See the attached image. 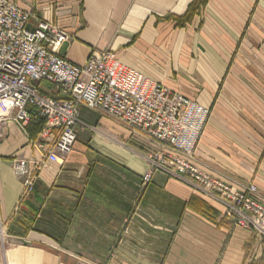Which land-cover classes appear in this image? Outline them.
I'll return each mask as SVG.
<instances>
[{"label": "crops", "instance_id": "obj_1", "mask_svg": "<svg viewBox=\"0 0 264 264\" xmlns=\"http://www.w3.org/2000/svg\"><path fill=\"white\" fill-rule=\"evenodd\" d=\"M10 1L32 14L29 29L48 21L68 34L60 53L69 61L83 65L110 49L210 108L196 164L237 189L255 185L264 204V0H207L182 26L196 0ZM39 87L61 97L47 82ZM26 110L33 117L24 127L0 129V221L8 231L0 264H250L264 254V241L235 226L188 177L156 172L142 187L153 149L143 137L82 107L87 126L78 125L64 161L51 162L40 143L45 121ZM18 158L31 168L44 163L25 198Z\"/></svg>", "mask_w": 264, "mask_h": 264}, {"label": "built area", "instance_id": "obj_2", "mask_svg": "<svg viewBox=\"0 0 264 264\" xmlns=\"http://www.w3.org/2000/svg\"><path fill=\"white\" fill-rule=\"evenodd\" d=\"M31 16L17 3L0 0V129L12 121L24 127L33 117L26 108L34 107L46 125L40 142L47 146L45 158L62 163L73 150L78 125L87 126L81 122V108L103 114L153 145L145 158L142 187L156 172L188 177L213 194L235 226L264 240V204L257 187L237 189L210 177L195 162L210 108L125 65L110 49L92 52L83 65L69 61L60 53L68 34L48 21L29 29ZM42 82L61 97L42 93ZM43 166L39 162L31 168L28 159L15 160L22 198L33 192ZM7 238V225L0 221V249Z\"/></svg>", "mask_w": 264, "mask_h": 264}, {"label": "trees", "instance_id": "obj_3", "mask_svg": "<svg viewBox=\"0 0 264 264\" xmlns=\"http://www.w3.org/2000/svg\"><path fill=\"white\" fill-rule=\"evenodd\" d=\"M207 3V0H196L193 4L190 5L187 13L185 16L179 18L178 24L182 26L185 24L187 21L190 20V18L193 16L195 12H197L202 6H204ZM229 220V219H228ZM256 239V238H255ZM263 240V239H261ZM264 241V240H263ZM264 257V254H262L261 258H259L256 261L251 262L250 264H259ZM258 262V263H257Z\"/></svg>", "mask_w": 264, "mask_h": 264}, {"label": "rangeland", "instance_id": "obj_4", "mask_svg": "<svg viewBox=\"0 0 264 264\" xmlns=\"http://www.w3.org/2000/svg\"><path fill=\"white\" fill-rule=\"evenodd\" d=\"M43 84H45V83H43ZM260 264H264V260Z\"/></svg>", "mask_w": 264, "mask_h": 264}]
</instances>
